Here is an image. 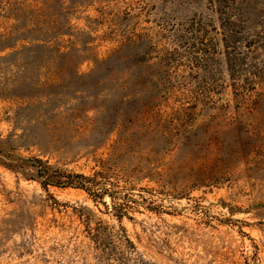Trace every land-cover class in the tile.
I'll use <instances>...</instances> for the list:
<instances>
[{
	"label": "rangeland",
	"instance_id": "374dc122",
	"mask_svg": "<svg viewBox=\"0 0 264 264\" xmlns=\"http://www.w3.org/2000/svg\"><path fill=\"white\" fill-rule=\"evenodd\" d=\"M0 264H264V0H0Z\"/></svg>",
	"mask_w": 264,
	"mask_h": 264
},
{
	"label": "trees",
	"instance_id": "16d2710c",
	"mask_svg": "<svg viewBox=\"0 0 264 264\" xmlns=\"http://www.w3.org/2000/svg\"><path fill=\"white\" fill-rule=\"evenodd\" d=\"M39 163L43 162L41 160L37 161ZM50 166L47 164H44L41 167H38V179L40 180V183L43 187H47V185L51 184L57 187H75V188H81L85 191L91 192L92 190L90 187L92 186V183L90 182V177H87L83 174H77V175H68L67 180L62 181L61 178L64 176H51L50 175ZM100 191L96 192V197L99 198L101 195L108 193V189L106 187H101L99 189ZM109 196L111 200H114L113 193H109Z\"/></svg>",
	"mask_w": 264,
	"mask_h": 264
}]
</instances>
